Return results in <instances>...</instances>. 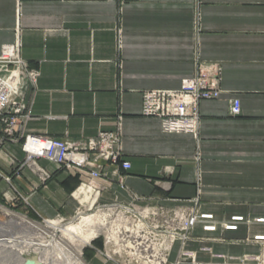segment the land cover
I'll return each mask as SVG.
<instances>
[{
    "label": "crops",
    "instance_id": "1",
    "mask_svg": "<svg viewBox=\"0 0 264 264\" xmlns=\"http://www.w3.org/2000/svg\"><path fill=\"white\" fill-rule=\"evenodd\" d=\"M15 41L36 74L21 87L18 136L75 143L118 131L130 169L103 166L106 176L83 186L87 171L38 159L50 174L42 181L28 164L16 168L25 155L9 142L1 205L60 222L138 198L198 217L169 264H264V0H0V51ZM204 73L221 94L199 104L195 133L166 134L142 116L144 92L176 91Z\"/></svg>",
    "mask_w": 264,
    "mask_h": 264
},
{
    "label": "built area",
    "instance_id": "2",
    "mask_svg": "<svg viewBox=\"0 0 264 264\" xmlns=\"http://www.w3.org/2000/svg\"><path fill=\"white\" fill-rule=\"evenodd\" d=\"M35 78L36 74L28 69L26 63L19 56L17 41L1 47L0 150L9 142L20 143V150L25 155V160L21 165L15 164L18 170L28 164L40 179L45 181L50 177V174L36 163L38 159H45L58 170L65 169L78 173L87 171L82 185L91 186L93 181L101 180L106 176L101 171L103 166H110L115 170L120 168L127 171L130 169L129 162L124 159L118 131H101L93 138L75 143L31 134L18 136L21 129L20 123L25 120L26 107L24 96L20 93L21 87L26 80L34 81ZM220 94L217 77L205 73L199 74L183 81L176 91L152 90L144 92L141 114L146 118L157 119L162 132L166 134H193L200 121L199 104L202 101L217 100ZM229 114L232 117L240 115V102L237 99L231 101ZM95 167V170H90ZM19 200L27 205L26 199L20 197ZM139 200L136 198L135 201L128 204L115 202L110 205H97L94 208V213L104 217V225L88 245L91 247V244L101 239L103 250L98 253L112 264H168L172 245L176 242L183 244L190 239L191 230L198 217L194 211L185 214L182 211L166 209L161 206L138 205L136 202ZM17 201L18 198L14 197L10 203ZM0 208L23 217L28 223L40 227L48 226V219L41 218L38 220L41 222L37 223L27 214L17 213L1 204ZM3 209H0V213L4 215ZM105 211L107 215L104 213ZM82 214V212H78L68 222L64 219L55 220H59L63 224L74 223ZM4 217L10 220L12 216L4 215ZM0 231L2 230L0 229ZM24 233L30 234V231L25 230ZM36 233L37 235L29 238L26 234L15 238L1 235L0 250L14 255L16 259L19 258L17 259L18 264H20L18 261L20 259L25 261L22 264H26L27 260H40L43 252H34L32 247L23 249V246L19 245V241L26 240L35 244L51 241V235L40 231ZM12 240L18 246L6 244ZM44 249L50 250L51 248L45 244ZM182 258L190 257L181 253L180 259L182 260Z\"/></svg>",
    "mask_w": 264,
    "mask_h": 264
},
{
    "label": "bare ground",
    "instance_id": "3",
    "mask_svg": "<svg viewBox=\"0 0 264 264\" xmlns=\"http://www.w3.org/2000/svg\"><path fill=\"white\" fill-rule=\"evenodd\" d=\"M0 209H3V208H0ZM2 211L5 216H9V215L10 217L12 216L8 223L9 225H12L14 227H23L25 230H30V232H33V233L40 231L44 234L51 235V241L49 242L44 241V242H38V244H35L34 242H27V240L19 241L20 242L19 245L23 246V249L32 247L34 252H43L44 254L47 255L46 252H48L49 250L44 249L45 244H47L49 245L51 249L57 250L59 254L64 255L66 260L69 258V254H70L72 257V260L74 258L73 260L74 264H85L83 260L81 259L80 246H84L86 244H82L80 242L88 244L92 239H94L96 235H98V233L102 230L103 225H104V217H102L101 215L100 216L99 215H87V216H81L78 222L75 224L69 223V224L63 225L60 222H54V221L48 220L49 221L48 226L40 227L39 225L28 223L23 217L17 214H13L9 212L8 210L3 209ZM13 218H16L17 220H19L20 223L15 222ZM58 231L61 232L62 235H58ZM41 239H44V238H41ZM6 244H9L11 246H18V244L14 242L13 240ZM79 244H82V245H79ZM76 245H77V248H75ZM47 256L48 257L45 258L44 261L40 259V260H34L32 262L33 264H50L53 258L50 255H47ZM97 259H98L97 261L99 262L103 261L100 257H97ZM18 261L20 264L25 262V261L23 262L21 259Z\"/></svg>",
    "mask_w": 264,
    "mask_h": 264
},
{
    "label": "rangeland",
    "instance_id": "4",
    "mask_svg": "<svg viewBox=\"0 0 264 264\" xmlns=\"http://www.w3.org/2000/svg\"><path fill=\"white\" fill-rule=\"evenodd\" d=\"M121 137V136H120ZM98 205V204H97ZM97 205H95V207H91V208H89L90 210L89 211H87V209L86 210H80V211H78V212H82L83 214L81 215V216H87V215H101V214H98V213H94V208H96V206ZM99 205H102V204H99ZM98 205V206H99ZM104 205H110V204H104ZM149 206V205H148ZM150 207H153V206H150ZM91 211V212H90ZM77 212V213H78ZM18 213V212H17ZM20 213V212H19ZM77 213H76V215H77ZM106 215H107V213H106V211L104 212ZM75 215V216H76ZM106 215H104V216H106ZM102 216V215H101ZM103 217V216H102ZM30 218V217H29ZM31 219V218H30ZM73 219V218H72ZM71 219V220H72ZM13 220H15V222H17V223H20V221L19 220H17L16 218H13ZM21 220V219H20ZM33 220H35V219H33ZM71 220H66V222H68V221H71ZM79 220V219H78ZM78 220H76V221H74V224L75 223H77L78 222ZM8 221H10L8 218H6V217H4V215L2 214V213H0V229L2 230V231H0V236L1 235H5V236H7V237H21L22 235H25L26 233H24V231H25V229L23 228V227H14V226H12V225H9L8 224ZM35 222H37V223H39V222H41V221H38V220H35ZM55 224H57V223H55ZM61 224H63V223H61ZM63 225H65V224H63ZM193 229V228H192ZM30 230H28V232H29ZM192 231V230H191ZM33 235H37V233L35 232V233H33V232H30V234H26V236L29 238V237H32ZM58 235H62L61 234V232H59L58 231ZM191 235V234H190ZM191 238V237H190ZM49 240V239H48ZM80 243H82V244H86V245H84V246H80V250H81V259L83 260V262L85 263V264H94L98 259H97V257H100L103 261L102 262H100L101 264H112L110 261H107L106 260V258L105 259H103V257L101 256V255H99V253H98V251H102L103 250V243H102V241H101V239H98V240H96V242L94 243V244H91V247L87 244V243H83V242H80ZM82 244H79V245H82ZM78 245V244H77ZM77 245H76V247L75 248H77ZM96 249V250H95ZM50 252V253H49ZM47 253V255H50L53 259H52V261L50 262V264H74V258H73V260H72V257H71V255L69 254V258L66 260V258L64 257V255H62V254H59L58 252H57V250H54V249H50L48 252H46ZM46 254H43L42 256H41V260H43L44 261V259L45 258H47L48 256H47ZM67 257V256H66ZM106 260V261H105ZM182 260H187V259H184V258H182ZM192 260V259H191ZM8 262V263H7ZM97 262H99V261H97ZM18 264L17 263V259H16V257L14 256V255H12V254H10V253H8V252H2L1 250H0V264ZM169 264V263H168Z\"/></svg>",
    "mask_w": 264,
    "mask_h": 264
},
{
    "label": "water",
    "instance_id": "5",
    "mask_svg": "<svg viewBox=\"0 0 264 264\" xmlns=\"http://www.w3.org/2000/svg\"><path fill=\"white\" fill-rule=\"evenodd\" d=\"M26 264H33V262L32 261H26Z\"/></svg>",
    "mask_w": 264,
    "mask_h": 264
}]
</instances>
